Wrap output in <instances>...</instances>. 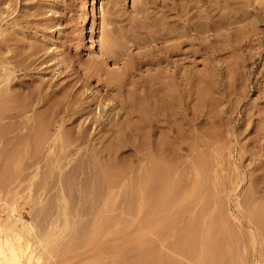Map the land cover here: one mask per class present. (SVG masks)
Masks as SVG:
<instances>
[{
    "label": "rangeland",
    "instance_id": "rangeland-1",
    "mask_svg": "<svg viewBox=\"0 0 264 264\" xmlns=\"http://www.w3.org/2000/svg\"><path fill=\"white\" fill-rule=\"evenodd\" d=\"M95 1L0 0V37L29 29L28 39L54 50L56 60L79 52L70 64L85 69L114 51L121 62L101 66L117 71L148 45L176 41L170 35L148 39L160 21L168 28L177 20L184 29L185 14H196L198 22L213 3ZM227 1L233 15L226 37L219 35L205 51L189 47L187 34L180 54H162L160 69L136 71V81L152 77L147 90L137 89L134 79L116 90L79 78L78 89L75 84L54 97L60 104L53 99L51 108L38 103L21 114L36 121V132L1 117L0 264H264V214L256 218L264 210V0ZM14 16L33 23L8 27ZM133 20L147 29L136 33ZM137 34L154 42L146 46ZM101 46L108 48L103 54ZM58 65L39 72L61 86L71 77L56 73ZM174 71L182 76L168 77ZM22 73L13 77L23 79Z\"/></svg>",
    "mask_w": 264,
    "mask_h": 264
},
{
    "label": "bare ground",
    "instance_id": "bare-ground-1",
    "mask_svg": "<svg viewBox=\"0 0 264 264\" xmlns=\"http://www.w3.org/2000/svg\"><path fill=\"white\" fill-rule=\"evenodd\" d=\"M196 1V0H195ZM213 1V3H211V4H209L208 6H205L206 7V9H205V11H204V13H201V12H199V13H201V20H199L198 22H196V21H194V20H192V17H194L195 18V15L196 14H193V15H191V14H189V15H187V14H185L186 15V17L184 18L183 17V19H184V23H183V27H184V29H178L179 27H178V25L175 23L176 21H173V23L175 24H173V26H168V28H167V26L165 25L167 22L165 21L164 23L163 22H161L160 20V22H159V28L157 29V30H154V33H150V37L148 38V37H146V40L144 39V37H138L139 35L137 34V38L139 39V38H141V40L142 39H144V40H142L143 42H145V41H148V39H150V40H159L160 41V39L162 38V37H165V36H173L174 38H176V41L174 42V43H172V44H170V45H167V46H165V45H163V47H162V45H161V47L160 48H158L157 49V47H156V49H154V47L152 46V47H150L149 45H148V47H146L147 46V43L150 41H148L147 43L145 42V44H146V46H143V47H146L144 50H140V52H138L136 55H134V56H132V57H130L129 58V60L127 59V61H124V62H122V65L119 67V69L117 70V71H106V69H105V66H101V65H103V63H105V61H108L109 59L111 60V62H113L114 64H116V62H118L119 63V61L121 62V58H120V53L119 54H115V53H113L114 55H112V53L110 54V52H109V50H108V52H105V51H107V49L108 48H110V45H112V43H110V45H109V47L107 48H105L104 46H101L102 48L104 47V49H106V50H104V51H102V54H103V52H105L104 54H106L105 56H106V58H103V59H98V58H96V57H94L93 58V60H92V58H90L91 60H92V63H91V60H90V65H89V67H87L86 66V69H85V67L83 68V67H80V63H79V66H77V65H73V64H70L71 63V59H73L72 58V55L74 56V58L75 59H77L78 58V53L79 52H77L76 50H74V49H71L70 50V46H68L67 44H65L64 46H68V48H69V52H71V54L68 56V55H65V54H63L62 55V58H61V61L60 60H56L55 59V53L51 50L50 52H47V50H45V46H44V43H40V41H38V42H36V43H32V41H31V39H28V31H29V29L27 30V33H25L26 35H20V36H16V35H14V34H12V33H10V34H7V35H1V37H0V76L2 77H0V79L1 80H4L5 81V85H4V87H2V88H0V119H2V118H4V119H10V121H12L13 119V121L15 122H17V124H22V126L23 125H27L28 127H30L31 125L34 127V131H35V126H36V121H34V124H33V121L32 120H34V119H28V120H25V119H27V118H25L24 119V117L23 118H21V114L22 113H24L27 109V111H29L30 109V107H32L33 105L35 106L36 104H38V103H41V104H46L47 106V109H48V107H50L51 108V103H53L54 101H53V99H54V97H57V95L59 96L60 94H63L65 91H67L66 90V88H70V89H72L73 88V86L76 84H78L79 82H78V79L79 78H82V82L84 83V82H86L87 81V79H90V78H94V79H97V82H101V86H104V87H107L108 89H116V90H121L122 88L124 89V87H125V85L127 84V82L128 81H131L132 79H134L135 80V82L134 81H132L133 83H134V86L136 87V85H138L139 87L141 86V88H145V84H146V81H150V79L149 78H152V77H148V80H144V79H146V78H144L142 81H136V77L135 78H133L134 76H136V71H143L142 69H145V71L146 70H150L151 68H153V67H155L156 66V68H155V70L157 69V68H159L160 67V65H161V63H162V54H164V55H173V54H180L181 53V47H182V44L183 43H186V41H187V39H188V43H189V47H193V45L195 46V45H198V46H200L202 49H205V51L207 50H209V49H211V47H212V45L211 44H213V42L212 41H216V40H218V36L220 35L221 37H219L221 40H222V36L224 37L227 33H228V24H229V19H230V15L232 14L233 15V13L231 12V13H229V10H228V4H227V0H212ZM227 1V2H226ZM7 2V1H6ZM96 1L95 0H92V2L91 3H95ZM208 2V1H207ZM206 2V3H207ZM4 3V2H3ZM200 3V2H199ZM144 4H145V2H144ZM144 4L143 5H140V6H143L144 7ZM205 4V3H204ZM229 4H230V2H229ZM192 4H190L189 6H188V8L191 6ZM195 6V5H194ZM179 7V6H178ZM2 8V7H1ZM141 8V7H140ZM176 8V7H175ZM183 8V7H182ZM187 8V9H188ZM192 8V7H191ZM6 9V8H5ZM4 9V10H5ZM138 9H139V7H138ZM185 9V8H184ZM231 9H233V7H231ZM236 9V8H235ZM0 10H2V9H0ZM3 10V11H4ZM10 10V9H9ZM141 10V9H140ZM142 10H144V9H142ZM171 10V9H170ZM183 10V9H182ZM190 10V9H189ZM197 10V9H196ZM237 10V9H236ZM243 10V9H242ZM6 11V10H5ZM185 11V10H184ZM184 11H182V12H184ZM192 10H190V12H191ZM200 11H202V10H200ZM189 12V11H188ZM0 13H2V11H0ZM7 13H9V12H7ZM139 13V12H138ZM186 13V12H185ZM194 13V12H193ZM243 13H245V12H243ZM3 14V13H2ZM1 14V15H2ZM10 14V13H9ZM3 15H5V14H3ZM143 15V14H142ZM181 15V14H180ZM198 15V14H197ZM29 16V15H28ZM27 16V17H28ZM31 16V15H30ZM238 16V15H237ZM1 17V16H0ZM34 17V16H33ZM144 17H146V16H144ZM159 17V16H158ZM181 17H182V15H181ZM236 16H234V18H235ZM244 17V16H243ZM3 18V17H2ZM1 18V19H2ZM6 18H7V16H6ZM119 18V17H118ZM129 18V17H128ZM132 18V17H131ZM133 18H134V16H133ZM142 18V17H141ZM148 18V17H147ZM151 18V17H150ZM168 18V17H167ZM180 18V17H179ZM233 18V19H234ZM237 18V20H239V18L238 17H236ZM242 18V17H241ZM32 19V18H31ZM31 19H27L26 17H24V18H22V16H14L13 18H11L10 20H8L7 22H6V25L8 26L9 24L11 25L12 23L13 24H16L15 26H17L18 24H20L21 25V27H23L24 26V24H25V26L28 24V25H30L31 26V24L33 23L32 21H31ZM152 19V18H151ZM169 19V18H168ZM182 19V20H183ZM196 19V18H195ZM244 19V18H243ZM122 20H123V18H122ZM135 20H137L136 18H135ZM154 20H156L155 19V17H154ZM161 20H162V18H161ZM162 20V21H163ZM2 21H3V19H2ZM32 23H31V22ZM45 21H46V19H45ZM48 21V20H47ZM129 21V20H128ZM127 21V22H128ZM143 23L142 24H145V22L143 21V19L141 20ZM140 21V22H141ZM171 21V22H172ZM35 22V21H34ZM37 22V21H36ZM152 22H154L153 24H155V21H152ZM151 22V23H152ZM156 22H158V20H156ZM178 22V21H177ZM40 23V22H39ZM133 23L134 24H131L132 25V27H133V29H135V31L137 30L138 31V29L141 27V26H138V24H139V22L137 23V21L136 22H134V20H133ZM162 23H163V26H162ZM128 24H129V22H128ZM129 24V25H130ZM157 24V23H156ZM156 24H155V26H156ZM6 25L4 26V27H6ZM10 25L8 26V27H10ZM39 25V24H38ZM45 25H47L46 23H45ZM44 25V26H45ZM127 25V24H126ZM126 25H124V26H126ZM131 25L130 26H128V27H131ZM141 25V24H140ZM177 25V26H176ZM14 26V25H13ZM33 26V25H32ZM40 26V25H39ZM122 26V25H121ZM126 26V27H127ZM145 26V28H146V25H144ZM180 26V25H179ZM20 27V26H19ZM19 27H18V29H19ZM46 27V26H45ZM152 27V26H151ZM157 27V26H156ZM170 27V28H169ZM7 28V27H6ZM6 28H4V29H6ZM15 28V27H14ZM141 28H144L143 27V25H142V27ZM144 28V29H145ZM118 29V28H117ZM120 29V28H119ZM131 29V28H130ZM129 28H127V30L129 31L130 30ZM133 29H131L132 30V32H134L133 31ZM143 29V30H144ZM147 29V28H146ZM151 29H153V28H151ZM10 30V29H9ZM14 30V29H13ZM20 30V29H19ZM116 30V29H115ZM142 30V31H143ZM181 30H183V31H181ZM212 30H214V31H212ZM113 31V30H112ZM118 31V30H117ZM120 31V30H119ZM122 31H126V30H123L122 29ZM137 31H136V33H137ZM152 31V30H151ZM156 31V32H155ZM212 31V32H211ZM5 32V31H4ZM8 32V31H7ZM7 32H5V33H7ZM10 32H13L12 31V29L10 30ZM129 32H131V31H129ZM147 32H148V30H147ZM149 32H150V30H149ZM153 32V31H152ZM14 33L16 34V32L14 31ZM114 33V32H113ZM120 33V32H119ZM122 33V34H121ZM120 33V35H122V36H126L127 35V33L125 34V33H123V32H121ZM142 33V32H141ZM144 33V32H143ZM216 33V34H215ZM43 34V33H42ZM110 34H111V32H110ZM133 34H135V33H133ZM140 34V33H139ZM147 34V33H146ZM188 34V35H187ZM201 34V35H200ZM109 35V34H108ZM119 35V34H118ZM119 35V36H120ZM131 35V34H130ZM186 35L187 36H190V37H186ZM113 36H115V33H114V35ZM127 36H129V35H127ZM126 36V37H127ZM134 36V35H133ZM142 36V35H141ZM144 36H146V35H144ZM31 37V36H30ZM36 37V36H35ZM41 37V36H40ZM108 37H110V36H108ZM117 37V36H116ZM115 37V38H116ZM129 37H131V36H129ZM187 39H186V38ZM226 37V36H225ZM119 38V37H118ZM128 38V37H127ZM133 38V37H132ZM132 38L130 39L131 41H132ZM135 38V37H134ZM148 38V39H147ZM168 38V37H167ZM166 38V39H167ZM184 38L186 39V41L184 40ZM120 39V38H119ZM224 39H226V38H224ZM29 40V41H28ZM47 40V39H46ZM115 40V39H114ZM134 40H136V38L134 39ZM133 40V41H134ZM140 40V41H141ZM163 40V39H162ZM161 40V41H162ZM175 40V39H174ZM198 40V41H197ZM229 40V39H228ZM140 41H135V42H133V44L135 45V43H137L134 47H136L137 48V46H138V44H140L141 42ZM118 42H120V40L118 41ZM154 42V41H153ZM153 42H149V43H153ZM148 43V44H149ZM119 44V43H118ZM117 44V45H118ZM123 44V43H122ZM125 44V43H124ZM144 44V45H145ZM187 44V43H186ZM120 45V44H119ZM142 45V44H141ZM124 46V45H123ZM126 46V45H125ZM124 46V47H125ZM197 46V47H198ZM47 47V46H46ZM101 47H100V49H101ZM114 47V46H113ZM112 47V48H113ZM115 47L117 48V47H119V46H116L115 45ZM127 47V46H126ZM142 47V48H143ZM67 48V47H66ZM116 48H113V49H116ZM120 48H123V47H119V49ZM48 49V48H47ZM64 49V48H63ZM199 49V48H198ZM49 50V49H48ZM68 50V49H67ZM103 50V49H102ZM111 50V49H110ZM117 50H118V48H117ZM101 51V50H100ZM139 51V50H138ZM159 51V53H157ZM62 52V51H61ZM117 52V51H116ZM121 52V51H120ZM183 52V51H182ZM56 53H57V51H56ZM67 54H69L68 52H67ZM61 55V54H60ZM78 55V56H77ZM112 55V56H111ZM116 55V57H113V56H115ZM118 55H119V57H118ZM163 55V56H164ZM71 56V57H70ZM95 56V55H94ZM179 56V55H178ZM71 59H70V58ZM165 57V56H164ZM80 59V58H79ZM78 60V59H77ZM76 60V61H77ZM73 62V61H72ZM57 65V64H59L58 66H57V68H56V73H59L60 75L61 74H64L63 76L65 77V76H67L68 78H69V76L71 77L70 79H68V81L67 82H65L64 83V85H61V86H58V84H60V83H58V82H56V81H52V79H50V78H45V73L43 74V73H41V72H39V71H44V70H47L48 69V67L50 68V66H52V65ZM83 64V63H82ZM81 64V65H82ZM86 65V64H85ZM63 66V67H62ZM64 66H65V69H67L66 71H64ZM84 66V65H83ZM118 66V65H117ZM67 67H69V69H70V67H72V69H71V71H72V73H70L71 71L70 70H68V68ZM73 67H75V69L73 68ZM81 68V70H79L80 68ZM54 68V67H53ZM160 69V68H159ZM84 71L83 73H81L80 71ZM17 71H20V72H23L22 74H24V76L26 77V76H29V77H31V79L28 81L27 79H26V81H24L25 79V77L23 78V79H21L20 77L21 76H19L18 75V77H19V79H16L17 78V76H16V78L15 77H13L14 76V73H16ZM33 71H38L37 73L39 74L40 73V75H38V76H35L34 75V73L33 74H31V72H33ZM50 71V70H49ZM162 71V70H161ZM161 71H160V74H161ZM156 72V71H155ZM55 73V74H56ZM67 73V74H66ZM166 72H164V75H167V74H165ZM80 74V75H79ZM147 74V73H146ZM154 74V73H153ZM156 74V73H155ZM154 74V75H155ZM158 74H159V72H158ZM158 74H156V76H155V78L156 77H158V76H160L161 77V80H162V76L163 75H158ZM34 75V76H33ZM139 75H141V74H139ZM47 76H49V75H47ZM143 76V75H142ZM182 75L181 74H178V72H172L171 74H169L168 75V77H181ZM23 77V76H22ZM63 77V78H64ZM85 77V78H84ZM137 79H140L139 78V76L137 75ZM143 77H145V76H143ZM142 77V78H143ZM154 77V76H153ZM160 77H158L159 79H160ZM164 77H167V76H164ZM14 78L16 79L15 81H13L14 80ZM56 78V77H55ZM77 79L76 80V83H75V81H74V79ZM157 78V79H158ZM67 79V78H66ZM167 79V78H166ZM174 79V78H173ZM62 80V79H61ZM154 80V79H153ZM74 81V82H73ZM152 81V80H151ZM23 82H25V83H23ZM71 82H72V84H71ZM78 82V83H77ZM81 82V81H80ZM80 83V84H78V86L76 87L75 86V88L76 89H78V87L81 85V84H83V83ZM132 82H130V83H132ZM22 83L24 84V85H22ZM89 83V82H88ZM158 83V82H157ZM3 84V83H2ZM87 84V83H86ZM128 84H129V82H128ZM149 84H150V82H149ZM149 84H147V86L149 85ZM31 85V86H30ZM33 85V86H32ZM84 85H85V83H84ZM100 85V84H99ZM132 85V84H131ZM155 85V84H154ZM16 86H18L17 88H16ZM56 86H58V87H55ZM133 86V87H134ZM151 86V85H150ZM54 87V88H53ZM139 87H136L137 89L139 88ZM81 88V87H80ZM149 88H151V87H149ZM152 88H153V86H152ZM75 89V90H76ZM134 89V88H133ZM132 89V90H133ZM146 89V88H145ZM148 89V88H147ZM146 89V90H147ZM81 90V89H80ZM80 90H78V91H80ZM128 90V89H127ZM150 90V89H149ZM153 90V89H152ZM155 90V89H154ZM74 91V90H73ZM77 91V90H76ZM77 91V92H78ZM123 91V90H122ZM134 91V90H133ZM133 91H131V92H133ZM139 91V90H138ZM142 91V90H141ZM144 91V90H143ZM142 91V92H143ZM151 91V90H150ZM70 92H71V90H70ZM75 92V91H74ZM73 92V93H74ZM131 92H130V89H129V91H128V94H130V95H132L131 94ZM137 91H135V93H136ZM145 92V91H144ZM149 92V91H148ZM66 93V92H65ZM79 93V92H78ZM139 93H140V91H139ZM121 94V93H120ZM138 94V93H137ZM141 94V93H140ZM140 94H139V96H140ZM147 94V93H146ZM130 95H128V97H126V98H129V96ZM133 96V95H132ZM73 97V96H72ZM75 97V96H74ZM131 97V96H130ZM137 97V96H136ZM60 98H62V97H60ZM133 98V97H132ZM132 98H131V101H133L134 99H136L137 100V98H133V100H132ZM141 98V97H140ZM140 98H138V99H140ZM75 99V98H74ZM125 99V98H124ZM142 99V98H141ZM171 99V98H170ZM54 100H56L54 103L56 104L58 101H57V98H55ZM72 100V99H71ZM76 100V99H75ZM121 100V99H120ZM128 100V99H127ZM53 101V102H52ZM59 101H62V100H59ZM91 101H92V99H91ZM90 101V102H91ZM100 101V100H99ZM121 101H123V100H121ZM126 101V100H125ZM129 101V100H128ZM130 101V102H131ZM142 101V100H141ZM143 101H144V98H143ZM98 102V101H97ZM136 102H140V101H136ZM135 102V103H136ZM50 103V104H49ZM64 103V102H63ZM122 103V102H121ZM40 104V105H41ZM58 104H60L59 102L57 103V105ZM127 104H128V102H127ZM3 105V106H2ZM48 105H50V106H48ZM56 105V106H57ZM62 105V104H61ZM79 105V104H78ZM122 105H124V104H122ZM132 105V104H131ZM134 105V104H133ZM139 105V104H138ZM141 105V104H140ZM168 105H169V103H168ZM43 106V105H42ZM56 106H54L55 107V109H56ZM60 106V105H59ZM58 106V107H59ZM40 107V106H39ZM46 107L44 108V110H45V113H46ZM61 107V106H60ZM67 107H68V105H67ZM75 107V106H74ZM113 106H111V108H112ZM166 107V106H165ZM53 108V107H52ZM70 108V107H69ZM79 108V107H78ZM111 108H107V109H111ZM58 109V108H57ZM60 109V108H59ZM34 110V109H33ZM54 110V109H53ZM65 110V109H64ZM66 110H67V108H66ZM69 110V109H68ZM132 110V109H131ZM55 111V110H54ZM100 111H101V109H100ZM49 112V111H48ZM44 112L42 111V114H43ZM50 113V112H49ZM57 113V112H56ZM55 113V114H56ZM129 113H130V111H129ZM38 114V113H37ZM44 115V114H43ZM39 116V115H38ZM52 116V115H51ZM50 116V117H51ZM2 117V118H1ZM41 117H44V116H41ZM55 117V116H54ZM248 117V114L246 115V118ZM20 118V119H19ZM29 118V117H28ZM32 118H33V116H32ZM212 118H213V116H212ZM41 119H43V118H41ZM39 120V119H38ZM9 121V122H10ZM39 121H42V120H39ZM39 121L37 122V124L39 123ZM49 121V120H48ZM126 121V120H125ZM46 122V121H45ZM128 122V121H127ZM214 122V121H213ZM13 123V122H12ZM49 125H50V121L49 122H47ZM53 123H54V120H53ZM58 123V122H57ZM130 123V122H129ZM52 125V124H51ZM117 125V124H116ZM26 126V127H27ZM129 126V125H128ZM247 126V125H246ZM20 127H21V125H20ZM25 127V128H26ZM32 127V128H33ZM38 129H39V127H38ZM38 129H37V132H38ZM42 130H43V128H41ZM45 129V128H44ZM26 130V129H25ZM247 131V130H246ZM36 132V131H35ZM34 132V133H35ZM39 133V132H38ZM38 133H36V134H38ZM35 134V135H36ZM211 134H213V133H211ZM46 136V135H45ZM44 136V137H45ZM206 136H210V135H206ZM35 137H38V139H34V141L36 140H39V137H40V134H39V136H34V138ZM32 138H33V136H32ZM210 138V137H209ZM208 138V139H209ZM28 139V138H27ZM250 139V138H249ZM252 139H250V141H251ZM30 141V140H29ZM44 141V140H43ZM249 142V141H248ZM31 143V142H30ZM33 143V142H32ZM210 143V142H209ZM36 144V143H35ZM38 144V143H37ZM22 153V155H23V152H21ZM11 154V153H10ZM15 154V153H14ZM13 154V155H14ZM20 155V153H17V155ZM18 155V156H19ZM25 155V154H24ZM31 155H33V154H31ZM255 155V154H254ZM17 156V157H18ZM30 156V155H29ZM12 157V156H11ZM264 157V156H263ZM257 183V182H256ZM256 185V184H255ZM253 186V185H252ZM259 187V186H258ZM255 190V189H254ZM157 191V190H156ZM256 192V191H255ZM157 194H158V192H156ZM156 193H155V195H156ZM161 193V192H160ZM258 193V192H257ZM256 194V193H255ZM254 198V197H253ZM256 199V198H255ZM156 200V199H155ZM160 200V199H159ZM154 202V201H153ZM257 202V201H256ZM160 203V202H159ZM158 203V204H159ZM259 203V202H258ZM145 204V203H144ZM148 204V203H147ZM256 205H257V203H255ZM261 205V204H260ZM259 205V206H260ZM257 208V207H256ZM260 208H263L262 206L260 207ZM259 209V208H258ZM257 209V210H258ZM262 210V212H260L259 213V211L257 212L258 214H257V216H256V218H257V222H259V220L260 219H258V218H261L260 216L261 215H263L264 213H263V209H261ZM260 210V211H261ZM256 215V214H255ZM254 215V216H255ZM258 215H259V217H258ZM253 216V217H254ZM251 220V222H252V220H253V222H255L254 220V218L252 219H250ZM261 220H262V218H261ZM264 220V219H263ZM249 222V221H248ZM262 222V221H261ZM12 247H11V252H12ZM1 251V250H0ZM14 251V250H13ZM1 254H2V252H1ZM10 256H12V254L10 255ZM15 256V255H14ZM12 259H13V257H11Z\"/></svg>",
    "mask_w": 264,
    "mask_h": 264
}]
</instances>
